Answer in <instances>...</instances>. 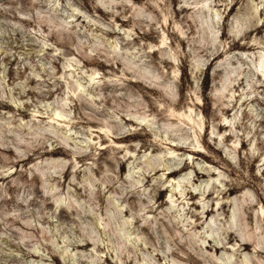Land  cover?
I'll list each match as a JSON object with an SVG mask.
<instances>
[{"label": "rangeland", "instance_id": "rangeland-1", "mask_svg": "<svg viewBox=\"0 0 264 264\" xmlns=\"http://www.w3.org/2000/svg\"><path fill=\"white\" fill-rule=\"evenodd\" d=\"M263 55L264 0H0V264H264Z\"/></svg>", "mask_w": 264, "mask_h": 264}, {"label": "bare ground", "instance_id": "bare-ground-1", "mask_svg": "<svg viewBox=\"0 0 264 264\" xmlns=\"http://www.w3.org/2000/svg\"><path fill=\"white\" fill-rule=\"evenodd\" d=\"M209 6V5H208ZM208 6H206V7H208ZM255 6V5H254ZM209 8H211V7H209ZM208 9V8H207ZM207 9H206V11H207ZM214 9V8H213ZM212 9V10H213ZM255 9V8H254ZM257 10V9H256ZM214 14V13H213ZM216 17V16H215ZM162 41L161 42H164V40L163 39H161ZM264 56V55H263ZM95 70V69H94ZM96 71V70H95ZM97 74V73H96ZM91 79H94V77L93 76H91ZM75 81V80H74ZM79 82V81H78ZM77 82V86H80V83H78ZM92 82V81H91ZM229 84V83H228ZM225 85V84H224ZM228 86V85H227ZM75 87H76V85H75ZM79 88V87H78ZM227 88V87H226ZM82 90H85V89H83L82 88ZM76 94V93H75ZM191 108V107H190ZM188 111V110H187ZM186 111V112H187ZM191 109H189V113H184V112H177V113H174L173 111L170 113V114H172V115H174L173 117H177L180 121L181 120H185V122L187 123V124H189V126L191 127V128H194V127H198L199 128V130L200 129H202L203 128V122H202V120H201V118L199 119V120H197V119H195L192 115H191ZM54 116H56L55 118H52V119H54L56 122H58L60 119H58L57 117H60L61 116V113H59L58 111H55L54 112ZM199 115V114H198ZM65 118V117H64ZM62 120V119H61ZM176 120V119H175ZM108 124V123H107ZM105 127V126H104ZM109 126H107V127H105V128H100V134H102V135H104L105 137H109V139H110V137H111V133H110V130H109V128H108ZM113 133V132H112ZM197 134V133H196ZM168 172V171H167ZM169 173V172H168ZM138 182V181H137ZM183 192V191H182ZM182 192H181V194H182ZM180 193V192H179ZM210 193V192H209ZM176 194V193H175ZM169 196V195H168ZM182 196V195H181ZM170 200H172V199H170ZM175 201V200H174ZM173 201V202H174ZM222 207V206H221ZM210 210H212V209H210V208H207L206 209V213H208ZM259 215V214H258ZM260 217V216H259ZM264 218V217H263ZM259 225V224H258ZM233 233L234 232H229L228 233V235H229V238L231 237V236H234L233 235ZM250 233H251V231H250ZM235 234V233H234ZM249 234V233H248ZM252 234H254V233H252ZM256 235V234H255ZM243 238V237H242ZM242 240H244V239H242ZM91 241V240H90ZM237 241V240H236ZM85 242V241H84ZM249 242V241H248ZM248 242H246V241H242L241 242V246H243V248H248L249 247V243ZM94 243H95V241H94ZM84 245H87V244H89V242H85V243H83ZM93 245V244H92ZM215 246V245H214ZM218 247H220V246H218ZM255 252H256V258L259 260V253L260 252H263L262 250H255ZM228 259V258H227ZM260 261V260H259ZM229 262V261H228ZM228 264H241V263H234V262H230V263H228Z\"/></svg>", "mask_w": 264, "mask_h": 264}]
</instances>
